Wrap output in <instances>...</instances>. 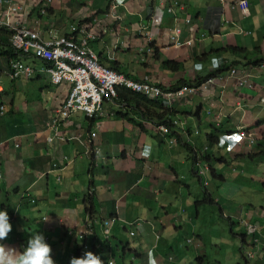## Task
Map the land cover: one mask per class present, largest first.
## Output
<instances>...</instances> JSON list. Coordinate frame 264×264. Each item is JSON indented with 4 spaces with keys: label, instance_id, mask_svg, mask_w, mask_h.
I'll list each match as a JSON object with an SVG mask.
<instances>
[{
    "label": "crops",
    "instance_id": "0c3cea01",
    "mask_svg": "<svg viewBox=\"0 0 264 264\" xmlns=\"http://www.w3.org/2000/svg\"><path fill=\"white\" fill-rule=\"evenodd\" d=\"M238 1L182 0L185 10H181L171 0H129L118 12L124 20L116 21L104 16L109 0H54L49 14L43 17L36 15L38 6L30 0H13L24 10L12 14L10 20L20 19L28 27H37L46 34L53 31L59 36L71 34L70 26L78 23L97 36L91 41V47L104 65L117 63L119 71L130 77L148 78L163 87L180 88L184 84H201H197V79L202 80L211 73L210 58L217 57L223 68L240 65L234 63L239 57L229 54L227 48H244L243 53L250 54L253 61L264 60V0H247L250 14L246 18L238 9ZM151 5L155 9L171 7L174 13L165 14L162 25L154 28L150 23ZM1 10L5 7H0ZM187 17L192 20L190 24L184 23ZM177 25L183 28L182 40L193 37L195 46L171 44L170 29ZM106 26L113 32L103 33ZM148 45L153 47L152 53L146 52ZM26 59H31L33 64L36 61L33 58H21V61L28 63ZM0 61H5L4 67L0 64V85L4 90L0 93V106L4 107L0 113V171L6 172L9 185L16 186L15 192L0 196V205L7 206L12 225L2 244L23 252L30 232L39 231L51 245L56 264H68L81 244L73 235L62 238L65 227L81 230L87 217L112 214L117 205L121 221H128L129 215L140 217L146 228L141 235L143 242L131 239L134 247L125 258L122 255V264H145L144 252L154 245L161 260H167L176 246L183 248L184 259L174 264H190L185 251L190 236L184 235H189L191 227L186 222L181 228L175 209L170 208L171 202H175L174 195L167 196L175 193L177 175L183 170L174 161L161 158L164 136L155 130L150 119L134 113L129 120L120 105L109 103L111 109L105 110L106 115L99 119L89 120L84 113L77 112L55 125L56 112L70 85H53L49 76L41 73L40 61V66L32 65L38 71L32 79H12L11 60L0 55ZM196 64H202L203 68L197 70ZM248 69L250 79L246 86H239L229 77V70L223 69L218 73L222 79L207 93L187 95L182 104H177L172 118L179 120L178 115L182 114L187 123L186 133L192 135L193 129L188 124L191 119L197 126L194 129L201 131L197 137L205 146L206 134L212 132L214 125L223 131L248 128L264 133V69L260 66ZM5 77L10 79L11 86ZM245 87L250 90L245 91ZM192 105L196 107L195 114L185 110ZM153 122L157 124L159 120ZM203 127L209 128L204 135ZM173 133L177 134V130ZM177 136L187 142L183 132ZM178 146L170 145L166 156L173 154V151L169 153L170 147L176 148L177 153L178 149H184ZM193 150L196 149L193 147ZM258 154V149L239 150L235 157H229L232 163L234 160L244 163L235 166L234 171L228 165H218L220 172L225 173L221 181L239 172L235 179L248 178L251 186L255 178L264 183V162L257 163L264 160ZM183 157L177 156L181 162ZM149 161L152 164L147 166ZM261 170L263 174H259ZM241 187L244 185L238 189ZM157 190L164 192L159 191L158 195ZM153 192L158 195L162 216L154 215L145 206L147 201L156 203ZM152 229L160 235L159 241ZM123 230V224L118 222L115 233L120 236ZM163 236L166 239L162 241Z\"/></svg>",
    "mask_w": 264,
    "mask_h": 264
},
{
    "label": "clouds",
    "instance_id": "9594fccd",
    "mask_svg": "<svg viewBox=\"0 0 264 264\" xmlns=\"http://www.w3.org/2000/svg\"><path fill=\"white\" fill-rule=\"evenodd\" d=\"M30 1L34 5L35 2H33L32 0ZM128 1L129 0H109L108 8L107 11L104 12V16L105 13L106 12L109 13L112 6L115 5L117 6L116 15H118L120 18H114L111 16L108 17L105 16V18L113 19L116 21H123L124 19L122 18L121 14H118V12L120 9H123L125 7ZM241 1L243 0H240L237 3L238 9ZM171 2L172 4L176 3L181 10H185V6L182 0H171ZM12 5H15L13 0H0V7H5V10L4 11L1 10L0 14L2 13H4L5 15L9 14L8 16L10 18L12 13H9V7ZM37 6H38L37 8L38 10L39 5ZM170 8L171 7H169L168 9ZM50 9H48V14ZM159 9L162 11V13H158V16L161 17V21L158 24L153 25L152 16L155 8L151 5L150 23L154 26V28H158L162 25V17L165 14L174 13V10L172 8L171 11H169L167 8H159ZM240 13L242 14L241 11ZM15 14H19V13H15ZM37 15H38V11H37ZM242 16L246 18L249 15L244 16L242 14ZM191 22L192 20L189 17H187L184 21L185 24H190ZM72 26H76L79 29H85L87 32H89L88 31L89 28L84 27L78 23H73V25H71L70 28H72ZM170 30H171V35H170L171 44L174 45L175 47H193L196 45V39L193 37H187L186 39L182 40V36L184 34L182 26L177 25L175 27H172ZM177 30H180L179 35L176 34ZM110 32H113L112 28L107 26L103 27V33H110ZM173 35H175L174 38H172ZM93 36L96 39L97 36L95 35ZM9 38H10V33L8 35V43L9 46H11ZM117 45L118 42H116V46ZM152 51H153V47L152 46L150 47L148 45L146 52L152 53ZM21 58H32V57L29 56L22 57L19 54V58L12 59L11 62L21 61ZM210 60L209 61L211 65V73L208 76H206L207 79L203 80L201 84L206 83L209 80H214L215 82L213 85H215L219 79H222L218 77V73L221 72L223 69L229 70V77L231 78L233 77L230 75V72L233 68L241 67V69L242 70L244 69L245 72L247 73L249 72V69H247V67H244L242 65L223 68L221 67V62L217 57H213L212 59L210 58ZM21 62L24 65L26 64V62L23 61ZM258 66H260L261 69H264V60ZM195 67L197 70H201L203 68V65L196 64ZM10 70H11V64H10ZM21 78L23 77H20L18 79ZM0 88L2 89V85H0ZM3 91L4 90L2 89L0 93H2ZM1 107L3 106H0V113L4 111V107L3 110H1ZM172 114H175L174 111ZM217 127L221 128L219 126ZM241 130L247 131L246 137L239 140L234 139L235 137L241 138L238 135V133ZM186 131L188 130L185 129L184 134H186L188 138L192 137V135L186 133ZM195 131H194L195 136L201 133L200 130H199V134H196ZM174 134L175 133H173V135ZM179 139L180 137L177 136L176 142L174 144H178ZM219 142H221L220 143L222 146L221 148H218ZM260 144H262L263 145L262 147H264V133H262V130H259L257 132L252 131L248 128H239L237 130H229V131L222 130L216 144L212 147V150H214L217 153L216 155L218 158L220 157L222 159L221 162L216 161V163H219L217 165L224 164L232 168V161L228 158L231 157L232 159V157H235L238 154L239 150L252 151L258 149L259 150L258 155L262 157V160H264V154H261L262 152L259 149ZM205 147H207L208 149L209 148L208 144ZM205 147L203 153L207 151L205 150ZM194 153L195 155H198L196 150L194 151ZM203 153L201 155H203ZM144 154L147 155V152H145ZM263 162L264 161H257L258 164H261ZM232 170L234 171V168H232ZM214 172L215 173L213 175L215 177L219 176L220 179H224L225 173L220 172V170L219 172L214 170ZM193 174L199 178L201 187L205 189L204 198L203 199L196 198L195 200H198L200 202L204 201L205 203L206 201H211L212 203L219 204L221 198L213 199L211 194L207 190V187L209 186V182L206 179H204L205 171L202 170L199 174L197 173H193ZM255 183L253 186H251L250 183L248 186H244L239 189H235L234 186L233 187L227 186L231 190H222L223 193H226L227 195V201L224 202L223 206H220L221 216L228 222L229 236L234 241H238V251L242 259L245 261V264H264V183L260 179H256V178H255ZM221 188L224 189V186L222 185ZM15 191H16V186L9 185L8 182L6 181V172L0 171V196L2 193H12ZM158 195H159V191H158ZM158 195L155 194L156 197L155 202L159 206V210H157V212H155L154 215L156 214L162 216L160 212L161 203L158 199ZM178 200L179 197L175 198V202L172 204V206L176 208L175 212L177 214V217H179V219L182 220H188L190 227H192V232L194 233V227H195L194 219L191 217V215L185 213V210L183 209V205L179 207L176 206ZM31 202L34 203L35 200L32 199ZM85 204L87 211H89L88 203L86 202V200H85ZM225 204H231L232 206L227 208ZM5 206L6 205H0V264H56L53 255L51 254L52 253L51 245L45 240L44 235H42L39 231L35 233L29 231L30 238L28 239L27 246L23 250V252H18L15 249L6 248L2 244L3 241L9 236L10 232L12 231V225L9 222L10 217L8 215L7 210L5 209ZM118 212L119 209L116 205L112 214L100 215L99 213L97 216L87 217V220H84V224H82L81 230L78 227L75 229L72 228L70 229L68 227H65V233H63L62 238H65L67 234L73 235L79 240L81 244L78 251L76 253H73L69 258L70 261L68 262V264H122V255H123L122 253L124 249H126V253H128L134 247L131 242V239H134L135 241L140 240L143 242V238L141 237V235H143L146 232V228L143 227L144 224L143 218L133 217V219L128 218V221H121L119 219ZM118 222H121L124 225V230L122 232L124 233V237L122 238L121 241L119 240L120 238L119 235H117L114 231V228ZM152 233L156 237L157 241H159L161 237L158 234V232H155L154 229H152ZM164 239H166L165 236L162 237V241ZM221 240H222L221 244L223 245L229 246L231 243V241L226 236L223 237ZM187 244L188 246L186 247V250L192 247L194 251H196L197 253L194 256L189 254L190 264H219L217 260H209L206 258L204 251H202L204 245L201 240L197 239L196 235L192 237L190 236V238L187 239ZM212 246L218 247L219 245L218 243H216V244H212ZM156 250H157V245H154L153 247L146 249V251L144 252L146 259L145 264H174L177 261L183 260L184 256L182 255H185L183 248L176 246L167 255L166 257L167 260L165 259L161 260L158 258L159 255L157 254ZM132 252L138 254L137 250H133Z\"/></svg>",
    "mask_w": 264,
    "mask_h": 264
},
{
    "label": "built area",
    "instance_id": "2783aa9c",
    "mask_svg": "<svg viewBox=\"0 0 264 264\" xmlns=\"http://www.w3.org/2000/svg\"><path fill=\"white\" fill-rule=\"evenodd\" d=\"M32 1L35 2L34 5H39L38 15L42 17L48 14V9L51 8L54 0ZM239 9L244 16H248L250 14L249 2L241 1ZM23 10L22 5L9 7V13L12 14L21 13ZM116 10L117 6L113 5L105 16L120 18L116 15ZM168 10L171 11V8ZM158 13L162 11L156 8L152 16L153 25L161 21ZM8 15L0 14V28L6 27L9 31V41L14 51L22 57L29 56L44 62L47 65L44 72L49 75L53 85L59 86L65 83L70 85L66 98L56 112L55 125L77 112L84 113L89 120L99 119L106 115L104 111L106 103L118 104L124 111H127L126 104L119 101V91L127 90L161 105V112L167 113L163 120L168 124H163L161 121L156 124L152 120L149 122L153 123L155 130L162 136H173L174 128L178 125L183 126V122L171 116L176 105L182 104L187 95L207 93L215 82L209 80L198 86L184 84L180 88H169L151 82L148 78L136 79L111 66L104 65L91 47V41L95 37L85 29L72 26L69 35L59 36L53 31L46 34L37 27H28L20 19L10 20ZM176 34L179 35L180 30H177ZM33 72L30 66L22 64L21 61L11 62L12 79L30 77ZM230 75L239 86H246L249 83L250 75L241 67L233 68ZM0 91H2L1 88ZM195 133L199 134V130ZM238 135L242 139L246 137L247 131L241 130ZM94 136L95 134H92V137ZM175 142L176 139L173 138L171 143ZM220 143H218V148L222 147Z\"/></svg>",
    "mask_w": 264,
    "mask_h": 264
},
{
    "label": "trees",
    "instance_id": "16d2710c",
    "mask_svg": "<svg viewBox=\"0 0 264 264\" xmlns=\"http://www.w3.org/2000/svg\"><path fill=\"white\" fill-rule=\"evenodd\" d=\"M8 35H9V31L6 28H4V27L0 28V45H1L0 55L8 57L9 60L17 59V58H19V54H17L13 50V48L11 46H9ZM243 49L244 48H227L229 54L230 53L235 54L237 57H239V59H236L234 61V63H238L244 67H247V69H248V67L258 66L263 61L262 59H256V61H253L249 56L250 54H248L247 52L243 53V51H242ZM237 53H243V54H237ZM240 58H242L243 60ZM36 61H40V60L36 59ZM40 62H42V61H40ZM42 63H43V67L41 68V73H45L44 69L46 68L47 65L44 62H42ZM116 64L117 63H113L111 65V67L119 71ZM169 65L170 66H176V64H172V63H170ZM230 66H233V65H230ZM31 68L33 69L34 72L30 77H26V79H28V80L32 79V76L38 73V71L36 69H34L32 65H31ZM46 75H48V74H46ZM206 79H207V77H204V79H202V80L197 79L198 80L197 84L201 83L203 80H206ZM192 85H196V82ZM119 101L126 104L125 107L127 108V111L123 112V115L125 118H127L129 120L131 119L130 116L132 114L139 113L144 118L150 119L152 121L159 120V121L163 122V124H168V122H165L163 120L164 117L167 115V113L166 112H160V110L162 109L161 105H159L158 103H155L153 101L148 100L146 97H144L140 94H135V93H133L131 91H127V90H120L119 91ZM129 111L131 113H129ZM119 114H122V112L120 111ZM220 129L221 128L214 126V130H212L211 133L207 134L206 141L208 142L209 148L207 149V151L205 153H203V155H195L194 154L193 146L191 145V143H192L191 138L192 137L188 138L187 142H184L181 138L178 140L177 145H179L180 143H183L184 149H182L180 147L181 149H178L179 152L177 153V156H179V157L184 156L183 160H182V163L184 162V166L187 165L188 163H190V164L192 163V167H190V169L183 168V171H179L180 174L177 175L176 184L174 186V189H176V191L174 194H170L167 196L172 197L174 195V198L181 197L182 198V205H183V209L185 210V213H187L188 215H191L192 218H193V216H198L199 218H204L205 216H207V211L205 210V202L204 201L200 202L198 200H195V197L191 194V188H190L189 184L187 183V180H185L183 178L184 176H183L182 172H184L185 174H186V172H188L190 174H193V173L199 174L202 171L201 168L203 165V169L205 171L211 170L213 174L215 173L214 170H216V168H215V165H213L212 163L216 162V161L221 162L222 159L220 157L218 158L216 154L212 153V147L216 144L218 137L221 134ZM262 146L263 145L260 144L259 149L262 152L261 154H264V147H262ZM185 153H187V155ZM207 163H209V164L206 167ZM234 177L235 176H232V178H227V179H225V181H226V183L228 182L227 183L228 185L234 186L235 189H238V186L242 185L241 181L245 178L235 179ZM232 180H233V184H232ZM221 186H222V182H218V189H220ZM158 191L164 192L163 190H158ZM165 194H167V193H165ZM206 203L212 204L211 201H206ZM145 206L149 207L148 210L151 212H154V213H155L154 210H159V206L156 203H153L151 201H147ZM176 206L177 207L181 206L180 200L177 201ZM170 208L173 210L176 209L175 207H172V206H170ZM129 218L133 219L132 215H129ZM180 220H181L180 225L182 228L185 226V223L188 222V220H182V219H180ZM188 224H189V222H188ZM181 228L178 231H180ZM191 230H192V227H191ZM119 237H120L119 240L121 241L122 238L124 237V233H121ZM122 254H123V258H125L126 249H124Z\"/></svg>",
    "mask_w": 264,
    "mask_h": 264
},
{
    "label": "rangeland",
    "instance_id": "374dc122",
    "mask_svg": "<svg viewBox=\"0 0 264 264\" xmlns=\"http://www.w3.org/2000/svg\"><path fill=\"white\" fill-rule=\"evenodd\" d=\"M36 15H37V12H36ZM25 61L28 62L26 64H30V65H34V66H40L41 65L39 61H35V63L33 64V62H31V59H28V60L26 59ZM0 64L4 67L5 61H0ZM5 80H6V82H8V85L11 86L10 79L8 77H5ZM244 90L248 91L250 89L248 87H245ZM112 105H115V104H112ZM109 106H110V104L106 103L104 105V111L107 109H111ZM8 108H9V104L7 105V109ZM185 110L187 112L192 110V113L195 114L196 107H193V105H192L190 107H186ZM178 116L180 117L179 120L181 122H183V126L178 125L176 128H174L175 130H177V134L175 133L173 136H166L163 138L165 144L163 145V149L160 151L161 158L167 162L174 161L175 165L179 166L180 170H183V168L190 169V167H192V163L191 164L188 163L187 165L184 166V162L182 163L180 161V159L177 158L176 148L170 147L169 153L171 151H173V154L171 157L170 156L167 157L165 154L166 150L168 149V147L170 145H172V146L177 145V144L171 143L173 137L175 139H177V135L182 133V132L184 133V130L187 129V123L185 122L186 119H183L184 116L182 114H179ZM263 120L260 121L262 124H263ZM188 124L193 129V134H192V138H191V140H192L191 145L196 149L198 155H201L204 151L203 147L205 146V143L200 141L199 138L194 135V131H195L194 128L197 126L194 124V122L191 119H189ZM203 126H207V124H203ZM255 127H256V124H255ZM208 129L209 128L205 129L204 127L201 128L203 135H204V133L207 132ZM212 130H214V127ZM207 134H206V138H207ZM163 139H162V141H163ZM207 144H208V142H207ZM179 147H183V143H180ZM154 151H155V148L153 150V153H154ZM141 156H142V154H141ZM145 160H148V159H145ZM151 164H152V162L149 161L147 163V166H150ZM208 164L209 163L206 164V167L208 166ZM212 164L215 165L216 171L219 172V167L216 164V162H213ZM243 164L244 163L242 161L234 160L232 163V167L235 168V166H239V165L241 166ZM201 170H204L203 165H202ZM238 173H233V175L238 176ZM259 174H263L262 170L259 171ZM185 178H186L185 180H187V183L189 184V186L191 188V194L195 197V199L196 198L197 199H203L205 189H203L201 187L199 178L196 175L190 174L188 172H186ZM204 179H206L209 182V186L207 187V190L211 194L212 198L213 199H217V198L220 199L221 198V201L219 202V204H215V203L207 204V203H205V210L207 211V216H205L204 218H199L198 216H193L194 224H195L194 233L190 229L189 235H184V237H187V236L192 237V236L196 235L197 239L202 241V243L204 245L202 251H204L206 258L209 260H217L219 262V264H245V261L242 259L241 255L239 254V251H238V241H234L232 238H230L228 222L224 218H222L221 213H220V206H223L224 202L227 201V195H226V193H223L222 190H231V189L229 187H227L226 181H221L219 176L215 177L211 171H208V170L205 171ZM218 182H222L224 189H222V188L218 189ZM250 183H251V181L248 178H245L242 182V185L248 186ZM152 195L155 196V193L153 192ZM179 200H180V204L182 205V198L179 197ZM172 204H173V201L171 202V205ZM225 206L227 208H229L232 205L231 204H225ZM225 216H228V215H225ZM83 224H84V222H83ZM225 236L228 237V239L231 241L229 246L221 244L222 243L221 239ZM216 243H218V245H219L218 247L212 246V244H216ZM186 252L192 256L197 254L196 251H194V249L192 247L188 248L186 250Z\"/></svg>",
    "mask_w": 264,
    "mask_h": 264
},
{
    "label": "snow or ice",
    "instance_id": "6c2138e0",
    "mask_svg": "<svg viewBox=\"0 0 264 264\" xmlns=\"http://www.w3.org/2000/svg\"><path fill=\"white\" fill-rule=\"evenodd\" d=\"M234 139L239 140L240 138L239 137H235Z\"/></svg>",
    "mask_w": 264,
    "mask_h": 264
}]
</instances>
